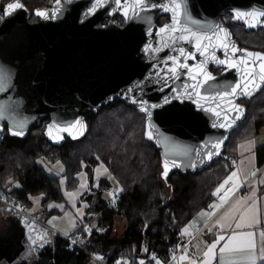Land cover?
Returning a JSON list of instances; mask_svg holds the SVG:
<instances>
[{"label": "water", "instance_id": "water-1", "mask_svg": "<svg viewBox=\"0 0 264 264\" xmlns=\"http://www.w3.org/2000/svg\"><path fill=\"white\" fill-rule=\"evenodd\" d=\"M129 1L123 10L132 18L124 23L105 21L123 5L121 0H100L91 14L89 9L97 0H67L48 8L36 7L32 10L36 20L30 19V9L24 4L9 10L11 14L4 12L0 20V73L7 79L0 91V131L6 127L10 133L24 135L48 119V136L76 137L84 131L89 112L121 101L144 115L146 133L152 132L150 140L160 151L163 173L165 162L167 175L210 166L224 149L231 129L244 117L243 113L233 122L234 105L228 101L234 99V104L243 107L241 100L247 96L233 98L227 94L237 84L247 83L251 88L261 83L259 77L264 74L260 68L264 60L247 56L248 52H264L240 47L222 15L230 13L233 21L243 22V18H234V13L262 12L264 0H177L182 4L177 9L182 13L178 25H173L172 0L151 3L142 11L136 8L139 15H133L134 0ZM165 5L170 18L157 26ZM37 10L46 12L47 18L37 15ZM248 18L264 27V18ZM165 25L187 27L197 36L211 39L198 40L188 32L174 33L171 27L161 32ZM219 28L227 30V37ZM181 35L189 39H173ZM197 43L202 45L204 56L197 51ZM224 44L229 47L225 49ZM233 47L244 51L233 52ZM180 48L187 59L180 55ZM170 57L178 58L188 68H179L173 76L169 69L174 61ZM241 59L244 64L228 66ZM219 60L227 62L220 64ZM213 65L223 69L214 73L210 69ZM205 73L213 79L200 84L197 90L206 99L182 95L186 85L191 92V85L205 81ZM142 106L148 108L150 116L141 110ZM216 112H220L219 117ZM65 128L68 130L63 131ZM216 144L219 148L214 147ZM141 260L148 263L140 256L133 264Z\"/></svg>", "mask_w": 264, "mask_h": 264}, {"label": "trees", "instance_id": "trees-1", "mask_svg": "<svg viewBox=\"0 0 264 264\" xmlns=\"http://www.w3.org/2000/svg\"><path fill=\"white\" fill-rule=\"evenodd\" d=\"M13 0H0V16ZM23 1V0H22ZM27 5L26 1H23ZM33 9L52 6L49 0H32ZM30 19L36 20L34 12ZM232 37L244 49L264 52V27H249L251 23L233 22ZM240 24L237 26V24ZM240 29L237 35L233 27ZM244 117L229 132L221 154L210 166L193 171H174L162 175L160 151L146 135L145 117L121 101L102 107L96 113L86 115V126L75 138H54L46 134L45 123H41L27 134L13 135L6 127L0 131V188L9 190L23 201L29 209L32 196H41L40 205L50 201H63L60 178H65V188L73 189L78 184L76 174L84 169L90 183L92 169L99 163L119 184V198L114 203L101 195L98 187L90 188L84 199L89 203L82 223L72 235L96 219L98 229L83 244L92 253L101 254L106 260L133 255L129 264L137 257H146L152 263L155 258L165 261L179 243L181 228L212 199V191L232 168L233 150L238 141L253 135L264 124V85L251 97L243 98ZM48 157L64 165L61 175L49 174L38 162ZM258 165L264 162V146L257 149ZM102 177L98 185H108ZM91 191L95 194H91ZM53 207H44L39 212L45 219L59 213ZM125 221L121 236L112 235L115 220ZM25 229L18 216L10 215L0 231V262L12 263L24 248ZM91 258L82 249L72 247L55 236L39 251L37 258L29 263L16 264H88Z\"/></svg>", "mask_w": 264, "mask_h": 264}, {"label": "crops", "instance_id": "crops-1", "mask_svg": "<svg viewBox=\"0 0 264 264\" xmlns=\"http://www.w3.org/2000/svg\"><path fill=\"white\" fill-rule=\"evenodd\" d=\"M261 146H264V124L256 133L236 143L232 156L235 163H231L232 168L213 189L210 203L205 208L197 211L181 228L182 233H180V235L182 242L179 243L178 247L183 242L193 239L189 248L194 250L197 254L204 256L203 261L195 263L188 258L187 252L185 251L176 258L175 264H246L245 257L249 254L246 250L225 251L223 254L220 253L219 249L223 247L225 243H228L227 239L225 241H220L213 250V253L205 257L204 254L207 252L208 246L216 240L218 235H224L227 238L236 234L237 239L230 242V248H239L243 243L247 242L248 239L239 234L251 232L253 233L252 239L255 241L257 251L264 246V235H262L264 234V162L258 165L257 160V149ZM101 166H103V168ZM104 168L106 167L99 163L92 169L93 181L91 183L87 172L84 169L80 170L76 174L78 184L73 189H66L65 178H60L63 203L65 207L70 205L76 209L79 224L82 223L89 204L88 201L84 199V196L90 192V188H96L98 186L99 179L104 177L107 173L103 171ZM233 172L237 173V176L226 184L218 194L214 195L220 185L223 184ZM251 173H255V175H251ZM82 184H85L86 187H81ZM229 189H232V191L228 192ZM226 192L228 195L222 207H210L221 205L220 197L224 196ZM242 192H245V194ZM233 208H235L234 214H230L227 221H222V223H226V225L230 226H226L224 230H221L216 226V222L220 220L226 212H229V210ZM241 216L244 217L242 220L240 219ZM236 223H240L241 228L237 229ZM209 228H212L213 231L210 232L208 230ZM185 229H187V232H185ZM201 230L206 234L200 233ZM114 234L112 230V235ZM181 257L186 258L181 259ZM115 262H117V260ZM157 262L163 264L164 261L155 258L151 264H157Z\"/></svg>", "mask_w": 264, "mask_h": 264}, {"label": "snow or ice", "instance_id": "snow-or-ice-1", "mask_svg": "<svg viewBox=\"0 0 264 264\" xmlns=\"http://www.w3.org/2000/svg\"><path fill=\"white\" fill-rule=\"evenodd\" d=\"M58 2H59V0H58ZM99 2H100V0H97V3L94 4L92 8L89 9V14H91L92 12L95 11L96 7L99 5ZM119 2H120V0H117V3H119ZM127 2H128V0H125V3H127ZM172 4L174 5V7L171 9L172 12H173V17H172L173 25H178L181 22L180 21V16L182 15V13L178 12L177 9H181L182 8V4L178 3L177 0H172ZM21 7H22V5L18 2V0H17V2L9 3L6 6V8H5V15L11 14L9 10H15V9H18V8H21ZM146 7H147V5L145 3V0H135V3L132 5L133 15H139V12L135 11L136 8H140V10L142 11ZM36 14L39 15V16L45 17V18H47V16H48V14L46 12H43V11H40V10H37ZM124 15H125V19L126 20L132 18V17H130L128 15L127 10L125 11ZM184 15H186V13ZM248 16H252L253 18H256V17L264 18V11L259 12V13H256V12H235L234 13V18H236V19L246 18ZM192 23L195 24V23H198V22L197 21H192ZM248 26L249 27H255L257 25L255 23H252V24H248ZM169 27H171V30L174 33L175 32H188L191 37H196L198 40L211 39L210 37H207V36H204V35L197 36L196 32L191 31V29H189L187 27H179L178 28V27H174V26L165 25L164 28L161 29L160 31L163 32L165 29H168ZM219 31L224 32L225 36L227 37L228 33H227L226 29L219 28ZM177 38L181 39V40H188L189 39L188 36H183V35H181L179 37H175V36L173 37V39H177ZM201 47H202V45L200 43H197V45H196L197 51H200ZM203 47L206 49L208 46L207 45H203ZM223 47L225 49H227L229 47V45L228 44H224ZM232 50H233V52H236V51L243 52L244 51V50L236 49L235 47H233ZM145 51H148V47L145 48ZM179 51H180V55L181 56L185 57V59L188 58L185 55V50L183 48H180ZM200 55L204 56L205 52L204 51H200ZM247 56L259 58V60H264V54L259 53V52H255V53L248 52ZM169 59H172L174 61V66L169 69V71L173 74V76L176 75L177 70L179 68H188V65L186 63H179L178 62V58H176V57H170ZM213 59H215V57H213ZM229 59H231V57H229ZM226 62L227 61H225V60H219L218 61V63H220V64H225ZM237 63L244 64L245 61L243 59H241L240 61H237L236 63H229L228 66L234 68V67H236ZM253 63L255 64V61H253ZM260 68H261V72L264 73V64H261ZM191 71H192V69H189V72H191ZM205 77H206L205 81H198L197 84L191 85V88H192L191 92H189L187 90L188 86L186 85L185 86V91H184V93H182V95H186L188 98H192L193 95H196L201 100L206 99L205 97L200 96L199 92L197 90L198 86L200 84L206 83L207 81H210V80L213 79L211 74H208V73H205ZM250 78L254 79V74H250ZM6 79L7 78L4 76V74L0 73V91H2L4 89V86H5V83H6ZM193 79L195 80L196 77L193 76ZM259 80H260L261 83L253 84V86L251 88H249L247 83H245L243 86H241L240 84H237L235 87L232 88L231 93H229L227 95H229V96H231L233 98H235L237 96L251 97L256 91H258L261 88L262 85H264V74L260 75ZM129 91H131V89H129ZM164 102L165 103L168 102L167 98L165 99ZM194 102H196V101H194ZM228 103L234 105L233 108L231 109L233 114H234L233 122L235 120L240 119L241 116L244 113V108L241 105L234 104V99H229ZM151 107H157V105H152ZM198 107H202V105L198 104ZM141 110L145 111V112H148L149 116L151 115V113L149 112L148 108L142 106ZM206 110L207 111H211V109H206ZM215 115L217 117H219L220 116V112H216ZM75 123L76 124H80L81 121H76ZM213 126L215 127L217 125L214 124ZM219 126L220 127H225L226 125L220 124ZM227 126L230 127L231 124H228ZM51 127L52 126H49V128H51ZM62 130L63 131H67L68 129L65 128V129H62ZM12 134L13 135H21L22 133L18 132V131H12ZM146 135L148 136L149 139L153 138V134H152L151 131L146 133ZM73 138H75V137H73ZM214 147L219 148V144H216ZM208 155H209V158H211L212 153H209ZM101 167L103 168V166H101ZM168 170H169L168 164H167V162H165V170H164V173H162V175L166 177L167 173H168ZM103 171L107 172V169L104 168ZM251 175H255V173H251ZM236 176H237V173L233 172L228 177V179L225 180L224 183L220 185V187L217 189V192L214 193V195L218 194L220 192V190L223 189L224 186L226 184H228L230 181H232L233 178L236 177ZM81 187H86V185L82 184ZM119 191H122V189H117V192H119ZM231 191H232V189L228 190V192H231ZM69 195H71V194H69ZM227 195H228V193L226 192L224 196L220 197L221 205H219V206H215L214 205V206H210V207H213V208L222 207L223 203L226 202ZM109 196L113 197V202H115L116 193L115 192H110ZM234 211H235V208L230 209L229 212H226L224 214V216H222L221 219L216 222V226H218L221 230H224L226 226H230V225H226V223H222V221H227L229 215L230 214H234ZM243 218H244L243 216L240 217L241 220ZM236 228L237 229L241 228V224L240 223H236ZM208 230L210 232L213 231L212 228H209ZM86 231H90V230L86 229ZM185 232H187V229H185ZM239 235L248 238L247 242L243 243L239 248H230V242L237 239V235L236 234H234L232 236H229L227 238L224 235H218L216 240L211 245L208 246V250L204 254L205 257H208L210 253H213V250L216 248V245L219 244L220 241H225L227 239L228 243H225L223 245V247H221L219 249L221 254H223L225 251H245L246 250L249 253L248 256L245 257L246 264H264V246H262L259 249V251H257V247H256V244H255V241H254V239H252L253 233H251V232L240 233ZM262 235H264V234H262ZM185 258L186 257H181V259H185ZM97 259H100V257H97ZM117 264H129V262L126 261V260L125 261H117ZM139 264H144V262L141 260V261H139ZM157 264H159V262H157Z\"/></svg>", "mask_w": 264, "mask_h": 264}, {"label": "rangeland", "instance_id": "rangeland-1", "mask_svg": "<svg viewBox=\"0 0 264 264\" xmlns=\"http://www.w3.org/2000/svg\"><path fill=\"white\" fill-rule=\"evenodd\" d=\"M26 1L27 7L30 9V11L33 10V4L32 0H23ZM22 0H18L20 4H24ZM62 1H67V0H49V3L54 6ZM17 2V0H13L11 3ZM118 22L122 21L121 18H117ZM233 30L236 32L237 35H240V29L237 26L233 27ZM38 162L44 167L45 171L49 174L53 175H61V173L64 170V165L61 161L59 160H52L48 157H42L38 159ZM59 162V163H58ZM104 177L108 180V185L114 189L117 190L119 186L117 180L113 178V176L107 172ZM107 186V185H106ZM99 189H101V195L103 198L108 199L110 196L104 192V185H99L97 186ZM91 194H95L94 192L91 191ZM96 199V196L92 195V199L90 200V204L94 203ZM40 200L41 196H32L31 197V205L29 206V209H26L29 212H41V210L44 207H47L48 209H51L53 207L57 208L60 212L59 213H54L50 214L45 218L46 223L54 228L58 233L63 234V235H70L75 231V229L80 225L79 224V218L76 209H74L72 206L68 205L65 207V204L63 201H50L47 203L45 206L40 205ZM89 205V204H88ZM91 211H85V215H91ZM12 214H9L6 212L1 206H0V231L6 224V220L8 216ZM18 218L21 222V225L25 229V238H24V248L22 252L16 257V259L10 263L6 260H3L0 262V264H16L22 261L26 262H33L40 251V249L47 244L50 241V238L47 234V232H39L37 230V227L33 224H28L27 219L24 216L18 215ZM96 219L92 220L90 224H87V226L90 229H98L102 231V228L97 226L96 224ZM125 226V221L122 218H117L116 222L114 223V236L119 237L121 236ZM182 233V229L180 231ZM99 254V253H96ZM101 255V254H100ZM133 258V255H126L124 257L118 258L117 261H128ZM88 264H95V261L93 259H90ZM147 264H151L150 261H148Z\"/></svg>", "mask_w": 264, "mask_h": 264}, {"label": "built area", "instance_id": "built-area-1", "mask_svg": "<svg viewBox=\"0 0 264 264\" xmlns=\"http://www.w3.org/2000/svg\"><path fill=\"white\" fill-rule=\"evenodd\" d=\"M1 18L2 17L0 16V20ZM230 161L231 163H235L234 159H231ZM103 189L104 192L108 195L110 192H115V202L118 200L119 192H117V190L112 189L109 185L105 186ZM118 189L120 188L118 187ZM242 193L245 194V192ZM107 200H110L112 203L115 204V202H113V197H109ZM0 206L9 214L15 216H24L27 219L28 224L35 225L39 232H47L51 243H53L55 236H60L61 238L66 240L70 244V246L84 250L89 255V257L95 261V264H117V262H110L106 260L102 255L92 253L84 248L83 244L86 242L88 236L91 234V229L88 226H84L81 231L75 233L74 235L60 234L46 223L45 219L39 212L27 211L23 206L22 199L15 196L9 190L4 188H0ZM86 229H89L90 231H86ZM200 233L206 234L203 230H201ZM192 240L193 239L185 241L179 247L177 246V248L172 253H170L169 258L165 260L163 264H175L176 258L185 251L187 252V256L190 260L194 261L195 263L202 262L204 256L197 254L194 250L189 248ZM97 257H100V259H97Z\"/></svg>", "mask_w": 264, "mask_h": 264}, {"label": "flooded vegetation", "instance_id": "flooded-vegetation-1", "mask_svg": "<svg viewBox=\"0 0 264 264\" xmlns=\"http://www.w3.org/2000/svg\"><path fill=\"white\" fill-rule=\"evenodd\" d=\"M122 1V4L120 7H119V10H117L116 12H114L112 15L108 16L107 20H110V19H116L117 18H121L122 21H119L120 23H124L125 22V15H124V10H123V7H128L130 1L128 0L127 3H125V0H121ZM160 1H163V0H145V3L147 5V7H149L151 5V3H157V2H160ZM134 3H135V0H134ZM25 5V4H24ZM121 9V10H120ZM164 9V13L159 16V18L157 19V26H160L162 25L164 22L168 21L169 20V12H168V6H164L163 7ZM167 9V10H166ZM31 12V11H30ZM222 20L223 22L230 28L231 30V33H232V24H234L233 22H240V23H244L245 21H250V22H253L255 23L254 20H251L250 18L246 17V18H243V22L242 21H233L232 19V14L230 13H225L224 15H222ZM118 21V20H117ZM237 24V23H236ZM240 25V24H237V26ZM219 56L221 57L222 56V53L219 54ZM214 73H219L223 67L221 66H211L210 68Z\"/></svg>", "mask_w": 264, "mask_h": 264}]
</instances>
